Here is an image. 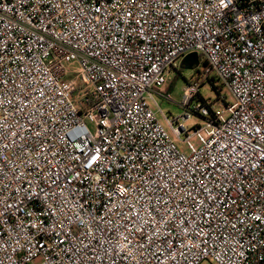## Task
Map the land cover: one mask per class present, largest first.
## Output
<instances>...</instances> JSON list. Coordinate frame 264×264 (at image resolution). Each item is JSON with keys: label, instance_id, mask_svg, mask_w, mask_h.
<instances>
[{"label": "built area", "instance_id": "obj_1", "mask_svg": "<svg viewBox=\"0 0 264 264\" xmlns=\"http://www.w3.org/2000/svg\"><path fill=\"white\" fill-rule=\"evenodd\" d=\"M205 261L264 264V0H0V264Z\"/></svg>", "mask_w": 264, "mask_h": 264}, {"label": "rangeland", "instance_id": "obj_2", "mask_svg": "<svg viewBox=\"0 0 264 264\" xmlns=\"http://www.w3.org/2000/svg\"><path fill=\"white\" fill-rule=\"evenodd\" d=\"M199 68H202L204 63H206V60L199 58ZM75 74V72H71ZM196 70L191 69H183L181 66L172 69L171 74L168 78V84L167 87L169 88V91L172 94L171 99H166L160 95V93H164V85L157 86L153 89L155 99L157 103L159 104L162 111L171 119L179 118L184 113V109L181 107V102L183 98V92L186 88L188 82L192 79V77L195 75ZM216 79V78H215ZM216 86L219 89V93H217L214 89L211 88V85L207 84L205 85L204 82H201V87L199 89L200 95L202 98L209 100L212 102V106L214 109H222L224 107V103L221 100L222 98H226L227 102L229 104H234L235 99L228 90V87L223 84L221 81L217 80L215 81ZM218 94H220L218 97ZM200 101L201 98H199ZM160 118L162 116L160 115ZM162 121L165 122L164 119ZM205 118L202 115H194L192 119L186 121V125L189 128L197 126H204L205 125ZM211 132V130L208 131H202L199 134H197L194 138L190 139L186 143H179V147L184 150L187 153H190L192 151L197 150L204 144V140L208 136V134ZM185 137V136H184ZM202 264H214L210 261H205Z\"/></svg>", "mask_w": 264, "mask_h": 264}, {"label": "water", "instance_id": "obj_3", "mask_svg": "<svg viewBox=\"0 0 264 264\" xmlns=\"http://www.w3.org/2000/svg\"><path fill=\"white\" fill-rule=\"evenodd\" d=\"M184 65H186L188 68L191 67V65H198L199 62V56L197 54H190L189 56H187L183 62Z\"/></svg>", "mask_w": 264, "mask_h": 264}, {"label": "trees", "instance_id": "obj_4", "mask_svg": "<svg viewBox=\"0 0 264 264\" xmlns=\"http://www.w3.org/2000/svg\"><path fill=\"white\" fill-rule=\"evenodd\" d=\"M205 65H206V63H205ZM181 67L183 68V69H191V70H196L197 69V65H191V67L190 68H188L186 65H184L183 63L181 64ZM218 79L216 78L215 79V77L213 78V80H211V88L212 89H214L217 93H219V89H218V87L216 86V84H215V81H217ZM220 96V94H218V97ZM220 99H221V97H219Z\"/></svg>", "mask_w": 264, "mask_h": 264}]
</instances>
